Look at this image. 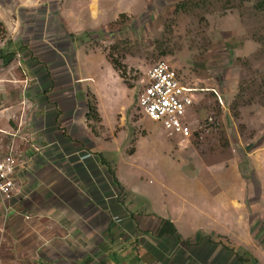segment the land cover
I'll use <instances>...</instances> for the list:
<instances>
[{"label":"rangeland","instance_id":"1","mask_svg":"<svg viewBox=\"0 0 264 264\" xmlns=\"http://www.w3.org/2000/svg\"><path fill=\"white\" fill-rule=\"evenodd\" d=\"M58 1L0 0V49L11 56L7 65L0 58V112H34L29 120L39 148L34 151H45L50 164L41 176L53 188L64 173L67 190L84 188L88 196L92 191L97 209L83 207L80 216L98 222L97 236L108 239L101 246L120 256L114 264H241L221 244L201 239L213 232L236 242L239 253L252 249L264 264V9L259 0H203L184 12H175L180 0H131L119 8L127 12L111 21L85 14L75 33L58 16ZM109 56L124 68L125 78ZM160 60L197 88L189 142L171 138L138 105L147 70ZM58 111L74 118L64 114L50 128L46 122L54 118L45 115ZM75 121L94 142L74 129ZM57 123L73 138L54 143L65 148L63 154L48 145L58 137ZM94 143L117 157L114 167L128 190L125 201L138 212L136 224L118 203L119 190L93 153ZM19 199L21 214L15 218L2 208L0 255L25 221L27 201ZM162 219H170L192 245L168 235L157 238ZM110 220L114 224L107 229Z\"/></svg>","mask_w":264,"mask_h":264},{"label":"crops","instance_id":"2","mask_svg":"<svg viewBox=\"0 0 264 264\" xmlns=\"http://www.w3.org/2000/svg\"><path fill=\"white\" fill-rule=\"evenodd\" d=\"M130 1L59 0L56 9L58 16L67 22L64 24L65 28L70 33H75L79 30L74 27L79 24V21L86 18L85 14L89 15L90 19L94 21H111L116 14L127 12L126 9L119 11V8L121 6L128 7ZM114 2L117 3L116 6L113 5ZM18 17L22 20L20 15ZM69 22H74L72 23L74 26ZM33 113L0 112V145L2 150L4 152L12 150L18 155L20 160L25 162V170L19 178V191L16 197L7 202V204H4L0 198V217H3L1 213L4 212L2 208L5 206L7 211L5 208L4 210L7 214H10V218H15V215L21 214V211L17 208L20 203L19 198L24 197L25 200L23 199L22 201H27V206L23 205L25 213L22 214L25 221L17 225V233L20 235L15 237L14 242L11 241L9 245L4 246L3 251L7 252L0 255V263L88 264L90 262L89 264H114L115 259H120V256L112 251L109 246H101V243L108 241V239L102 236L100 240L97 236L98 222L87 221L82 219L83 216H80L83 215L81 213L83 207L90 209L94 206V210L97 209L94 204L92 191L88 196L84 188L81 190L75 188L67 190L64 187L67 180L65 179V174H61L62 172H60V176L54 179L53 183L57 184L53 188L50 186L49 181L46 180L47 176H41V169L45 164H47L46 166L50 164L45 162V151L43 153L34 151V148H39L34 142L33 135L35 132L33 125H31L33 123L29 121ZM64 114L74 118L72 112H47L46 118L52 117L54 119L53 122L48 121L46 124L52 128L51 125L56 122L55 118L60 122ZM59 126L65 127L57 123L53 131L55 136L58 137L56 139L52 138L48 145H55L54 143L60 141L61 138H63V143L73 139L69 129L66 128V131H64L59 129ZM74 129L80 134L82 133L91 142H94L95 138L84 130L80 122L75 121ZM45 135L47 137V133ZM27 136L32 140H29ZM57 144L58 146H55L58 152L61 151L62 153L65 148H62L60 142ZM95 146L94 143L91 148L96 150L98 147ZM88 157L93 158L94 156L89 153ZM93 162L96 164L95 160ZM61 181L64 184H61ZM45 182L48 184H45ZM68 196L77 198L76 200H68ZM37 198H43L44 200L40 203L39 200L35 201ZM51 198L53 201H51ZM89 212L92 213L93 211L89 210ZM15 223L17 221L11 225L14 226ZM113 224L109 222L107 229H110ZM143 250L146 251L147 248L143 247ZM250 251L257 257L255 251L252 249ZM154 261H157V259H154Z\"/></svg>","mask_w":264,"mask_h":264},{"label":"built area","instance_id":"3","mask_svg":"<svg viewBox=\"0 0 264 264\" xmlns=\"http://www.w3.org/2000/svg\"><path fill=\"white\" fill-rule=\"evenodd\" d=\"M195 91L197 88L185 84L168 61L160 60L147 70L138 105L182 144L194 135L191 117ZM24 163L12 150L4 152L0 145V198L4 204L18 194Z\"/></svg>","mask_w":264,"mask_h":264},{"label":"trees","instance_id":"4","mask_svg":"<svg viewBox=\"0 0 264 264\" xmlns=\"http://www.w3.org/2000/svg\"><path fill=\"white\" fill-rule=\"evenodd\" d=\"M201 1H203V0H180L176 4L175 12L189 11L193 7L198 6L201 3ZM204 3H205V0H204ZM257 5L261 9H264V0H259ZM8 54H10V51H8V50L3 51L0 49V58H2V59L6 58L4 61V64H6V65L9 64L11 61V56H8ZM109 59L114 64V68L120 73V76L122 78H125V71H124V68L121 66V64L119 62H117L114 58H112V56H109ZM93 151H94L93 153H95V155L97 156L98 161L102 165L105 166L108 175L111 177L112 181L114 182V184L117 186V188L119 190V193L117 194L118 195L117 196L118 203L121 205L122 208H124L129 213L130 217L132 218V221H134V223H135L134 217H135L136 213H138V212L131 210L129 208L127 202L125 201L127 194L125 195L124 192L128 193V190L120 182L119 178L117 177V169H116V166L114 167V163L116 162L117 157L115 156V154L113 152H105V150H101L98 148L96 150H93ZM123 194H124V197H123ZM140 213H142V212H140ZM109 222H111L112 224L114 223V221H112V220H110ZM166 235L170 236L174 241H176L178 243H182L183 245H186V246L192 245V242L190 240H183L182 239L181 234L179 233L178 229L175 227L174 223L170 219H162L161 224L157 230V238H162ZM215 235L220 236V238H218V239L214 238ZM201 239L202 240L207 239L209 242H212L215 244H221L227 250L232 251L236 255V257L238 258V260L240 261L241 264H260L259 259L250 250H246L243 253H239L237 250V243L232 241V239L230 240L228 237L223 236L220 233L213 232L211 235L210 234H204L203 236H201ZM134 241L136 243L137 242L139 243V241L136 239ZM229 242H231L232 245L229 244ZM139 244L140 245H138V247H140L142 250H143V247L146 248L144 244H142V243H139ZM153 257L155 259H157L156 256L153 255ZM137 258L138 257H136V259Z\"/></svg>","mask_w":264,"mask_h":264}]
</instances>
